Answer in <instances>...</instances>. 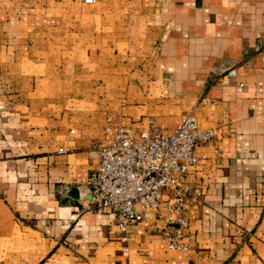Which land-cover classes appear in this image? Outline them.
<instances>
[{
    "label": "crops",
    "instance_id": "crops-1",
    "mask_svg": "<svg viewBox=\"0 0 264 264\" xmlns=\"http://www.w3.org/2000/svg\"><path fill=\"white\" fill-rule=\"evenodd\" d=\"M191 113L217 134L186 176L189 248L148 219L123 256L111 210L86 208L103 120ZM127 262L264 264V0H0V264Z\"/></svg>",
    "mask_w": 264,
    "mask_h": 264
},
{
    "label": "built area",
    "instance_id": "built-area-1",
    "mask_svg": "<svg viewBox=\"0 0 264 264\" xmlns=\"http://www.w3.org/2000/svg\"><path fill=\"white\" fill-rule=\"evenodd\" d=\"M236 74V67L231 66L216 79L225 83ZM216 134L215 127L200 126L192 113L182 116L171 130L160 129L151 118L142 128L123 124L112 115L104 118L96 145L98 162L86 180V208L111 210L123 256L129 254L130 227L148 219H156L168 248H189L185 234L189 219L183 209L189 201L199 200L203 191L186 176L190 165L205 158L196 153V147L215 140ZM58 151L64 148L60 146ZM64 191H69L68 185ZM164 191L170 198H163Z\"/></svg>",
    "mask_w": 264,
    "mask_h": 264
}]
</instances>
